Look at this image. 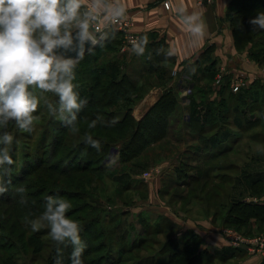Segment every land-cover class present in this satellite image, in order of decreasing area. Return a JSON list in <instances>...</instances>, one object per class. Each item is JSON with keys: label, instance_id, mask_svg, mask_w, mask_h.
Wrapping results in <instances>:
<instances>
[{"label": "rangeland", "instance_id": "1", "mask_svg": "<svg viewBox=\"0 0 264 264\" xmlns=\"http://www.w3.org/2000/svg\"><path fill=\"white\" fill-rule=\"evenodd\" d=\"M116 1L100 0L97 6L96 0H83L80 19L85 18V13L88 14L89 32L93 34V14L101 18L103 26L109 27L101 37H96L98 52L94 62L83 64L88 72L86 77H96L106 82L126 74L134 83L135 92L129 95L130 101L120 100L107 110L120 113L131 107L133 116L136 108L151 92L158 90L161 94L167 87H175L178 106L170 118L168 135L146 146L135 157L122 160L120 147L115 146V142H122L128 131L97 132L96 134L114 145L101 168L95 167L79 173H58L46 167L40 171H29L38 157L51 149L53 138H63L66 150L70 149L71 152L56 151L49 158L48 164L55 168L81 166L75 148L86 136L93 134L87 122L75 126L71 124L65 128L71 116L60 112L59 102H55L52 95L30 85V93L39 102L37 111L33 113L38 119L30 126L33 128L31 132L19 130L15 121H9L6 126L0 127V137L5 133L14 137L10 146L14 163L5 165L0 172L15 175V182H20L17 179L24 177L19 185L31 181L36 187L34 192L48 189L52 191L53 197L66 198L72 205L66 215L79 223L90 211L78 212L76 206H91L97 209L94 215L105 220L110 218L104 225V229L111 232L109 240H104V247L100 244L103 242L102 238L98 242H92L91 246L97 248L85 261L95 264H223L213 260L210 253L202 256L193 253V249H197L192 246L194 241L191 231L196 226L202 230L203 225H206L211 232L216 230L219 233L222 229L223 233L230 231L248 239L264 236V224L237 227L231 222H223L233 201L248 200L255 196L250 193V186L242 183L244 176L252 178L256 171H264V34L258 35L254 43H249L243 50H238L226 13L225 20L236 52L228 53L229 49H225V59L220 61L217 58V64L209 66L216 71L214 82L217 86L210 93L206 80L196 86L191 85L192 82L188 79L186 84L182 82L176 75L180 72L179 69L169 61L156 65L153 72L143 55H137L133 45L126 42L125 34L116 28L114 23L117 20L128 19L131 34L138 37L136 45L140 46L141 37L134 32L133 15L126 10L120 16L109 12L107 6L116 4ZM203 3L206 2L203 0ZM212 3L213 0L207 4ZM75 28L74 22L71 30ZM39 35L40 31L37 30L34 37L38 39ZM119 37L120 45L118 42L111 44L110 41L115 42ZM213 58L214 55L209 56V62ZM203 67L205 66L202 64V69ZM170 71L171 74L168 73ZM170 75L169 85L164 86ZM235 85H239L237 91L233 90ZM181 87L188 90H180ZM85 88V85L81 86V89ZM251 91L258 92L257 98L252 97ZM233 94L235 97H231ZM238 96L243 102L241 107L236 105ZM222 101L226 102L229 112L220 122L212 121L210 124L203 120L201 130L189 125L188 120L193 111L197 109L203 115L207 109L203 108V104L205 106L212 102V107L218 108ZM62 115L63 120L60 118ZM257 120L258 123L248 128ZM62 127L65 130L61 133L59 130ZM74 128L75 131L72 130ZM222 146L230 147V150L213 158ZM3 147L5 145L0 144V148ZM59 160L62 162L60 165ZM26 187L32 189L30 183ZM256 190L264 192V185H258ZM69 191L74 195L84 192L85 197L73 199ZM64 192L68 197L62 194ZM3 195L9 197L8 191ZM8 209L4 204L0 206V213L7 216L5 212ZM33 209L26 204H19L18 208L15 207V228L10 227L11 222H6L8 224L4 227L8 229L7 233L15 244L11 253L20 250L21 245L34 233H39L45 244L50 242V229L47 226L33 232L30 225L25 223L26 215L29 219H34L44 211L42 206L32 211ZM213 226L217 229L213 230ZM165 251L168 253H163ZM49 252L50 250L44 249L32 255V252L23 254L21 251L19 263L48 264ZM208 257H212L211 260Z\"/></svg>", "mask_w": 264, "mask_h": 264}, {"label": "trees", "instance_id": "2", "mask_svg": "<svg viewBox=\"0 0 264 264\" xmlns=\"http://www.w3.org/2000/svg\"><path fill=\"white\" fill-rule=\"evenodd\" d=\"M66 0H62V5ZM258 12H264V0H230L228 11H227V19L229 21L231 32L234 38L235 47L238 50H243L246 48L249 43H254L258 35L264 34V30H253L254 26L249 23L250 19L254 18ZM115 34L119 35V33L115 32ZM120 38L115 39L116 41H110L111 44L120 45ZM141 39L140 47H143V58H145L146 64L149 67L152 66V71L156 69V65L160 64L163 61H169L171 64L175 65L176 58L172 55L168 49L167 45L164 41H147V43L142 42ZM98 52V46H94L90 52L83 55L76 64L74 69L76 80L73 81L78 87L75 89L76 92L79 93L80 101H86L81 105L79 111L75 114L76 119L72 121V125L75 126L78 123L87 122L92 124L95 122V127H88L93 134L86 136V138L80 142L76 146L75 153L79 156V162L82 165H73L68 168H61L60 166H50L49 158L52 157L53 153L64 151L68 153L70 149L66 150L65 142L63 138H53V145L51 149H48L46 153H43L41 157L36 160V162L31 165L30 169L33 171H40L42 169L50 168L52 171H56L58 173H70V172H84L88 171L92 168H101L103 165V161L106 159L107 155L110 153L111 148L114 146L108 140L96 134L97 132H117L126 129L128 131V135L122 142H115V146L120 147V158L122 160L128 157H135L143 149L155 142L165 138L168 134L169 121L173 113L176 111L178 106V96L175 90V87H167L160 94L159 99L155 102L153 106L144 114V116L137 120L133 116V108H128L123 112L109 111L107 108L114 105L116 102L120 100L130 101V94L135 92L134 83L130 80V78L126 74H122L120 78H111L110 80L103 82L101 79H97L96 77H86L87 69L84 68L83 64L93 63L96 58V53ZM213 55V47H206L203 53L198 57V59L192 63L191 65L186 66L180 72H177L176 75L182 76L187 75L193 86L200 83L203 80L208 82L209 92H212L211 83H214L216 71L212 69L213 63L216 65L218 62L217 58H213L212 61L209 62V56ZM204 60V61H203ZM202 64L203 69H202ZM155 67V68H154ZM159 69V68H158ZM156 70L158 72L159 70ZM100 71H104L100 69ZM151 71V72H152ZM152 72V73H153ZM171 74V71L168 72ZM169 79L165 83L169 85L171 75L168 77ZM85 85V90L81 89V86ZM224 89V88H223ZM44 91V90H43ZM222 92V90H221ZM249 91H246V93ZM257 91H251L252 97L257 98ZM53 96L55 102H59V97L55 93L47 92ZM238 95V94H237ZM241 96V94H239ZM236 99V105H243L240 97ZM235 97V94L233 96ZM240 98V99H239ZM242 102V103H241ZM222 104H224L222 106ZM214 104L212 102H208V105L203 104V108L207 107L205 114L200 115L201 113L197 111L192 112L191 117L188 120L189 125L192 128L197 130H201L203 128L202 121L206 120V122H220L225 115L228 114V106L226 102H219V107H212ZM197 108V107H196ZM221 108V109H220ZM254 112V111H253ZM203 117V119H201ZM257 120L255 123H252L248 126L250 128L253 124L258 123ZM71 124H66L69 126ZM88 125V126H89ZM65 128H61L59 131L62 133ZM87 128V129H88ZM247 128V129H248ZM237 141V139L235 140ZM92 142H96L99 145V148L93 147ZM238 143V141H237ZM213 158L222 156L230 150V147H221ZM71 152V150H70ZM58 165L62 162L59 160ZM28 171V175L30 174ZM24 177L17 179V181L22 182ZM3 179L5 182V187H7L9 197H5L4 195H0V206L6 205L9 209L5 212L8 215H3L0 213V264H20L19 263V253L22 251L23 254H29L32 252V255L35 253H40L44 249L50 250L48 253V264H54V260L56 258V245L55 242L50 238V242L41 241V235L39 233L32 234L28 240L21 245L20 250H17L16 253H11V249L15 248L14 241H12V237L7 233L8 229L6 226L7 221L11 222L12 225L10 227L15 228V207L18 208L19 200L23 195L27 200L26 205L33 207L34 210L38 208V206L44 207L46 203L45 197L51 195V190H41L34 192V185L30 182H27L25 185H19L20 182H15V175L13 174H5L3 175ZM11 181V183H8ZM244 181L250 186V193L255 195H259L262 190H256L258 185H264V171H256L255 176L250 178L249 176H244ZM30 183L31 190L28 189L27 184ZM18 187H24V193H18L16 189ZM259 189V188H258ZM76 192V191H73ZM77 193V192H76ZM45 194V195H43ZM64 196L68 197V194L65 192L62 193ZM71 198L76 199L78 197H85L84 192L70 193ZM42 196V197H41ZM96 208V207H95ZM75 209L78 212L90 211L89 214L83 217V220H80L81 232L80 236L82 239V243L86 244V248L82 254V260L84 264H92L90 261H85V258H88L97 248V246H91L92 242H98L97 240L102 238L100 244L104 247V240H109L111 232L106 231L104 229V225L107 222V217L103 219L100 216L94 215L97 209H93L91 206L84 205L83 207L76 206ZM93 212V213H92ZM99 213V211H98ZM84 215V214H83ZM224 223L231 222L235 224L237 227L244 225H252V224H264V203L254 202V201H246L245 199H236L233 201L232 205L228 209V216L223 220ZM8 226V225H7ZM190 233V232H189ZM192 240L194 241L192 246H194L197 251L193 249V253L198 256H202L207 254L205 252H198L199 245L202 240L196 237L191 232ZM99 244V243H98ZM63 248V246H61ZM72 252V247L69 246L64 248L63 256L61 257L63 264H71L69 259L70 254ZM163 253H168L165 251ZM212 257H208V260H211ZM104 260V259H103ZM95 264V263H93ZM264 264V261H262Z\"/></svg>", "mask_w": 264, "mask_h": 264}, {"label": "clouds", "instance_id": "3", "mask_svg": "<svg viewBox=\"0 0 264 264\" xmlns=\"http://www.w3.org/2000/svg\"><path fill=\"white\" fill-rule=\"evenodd\" d=\"M99 2L96 0L97 6ZM82 3L83 0H66L63 5L62 0H0V127L15 121L19 130H33L30 126L38 119L33 113L37 111L39 102L30 93V85L59 97L60 112L71 116L67 123L71 124L76 119L75 112L86 103L80 101L79 93L75 91L78 85L73 82L76 80L74 69L78 60L54 55V49H69L74 39L81 48L86 41L95 43L89 32L88 14L85 13V18L80 19ZM123 13V8L113 11L115 16ZM202 15L194 13L186 21L190 31L201 37L207 27ZM74 22L77 29L75 35L71 31ZM249 23L254 26L253 30H264V12H258ZM37 30L40 31L38 39L34 37ZM142 42L147 43V37ZM133 50L137 55H142L144 51L135 43ZM79 55L82 56V52ZM60 118L63 120L64 116ZM89 127H95V122ZM13 139L9 133L0 137V144L5 145L0 148V169L14 163L10 155ZM92 146L99 148L96 142H92ZM3 175L0 172V195L8 190ZM16 191L24 193L25 188L18 187ZM45 200L44 211L34 219L26 215L25 223L30 225L33 232L45 226L50 229L49 235L56 245L54 264H63V250L69 246L72 247L69 257L71 264H84L82 254L86 244L82 243L80 236L81 225L66 215L72 207L70 201L52 195L45 197ZM19 203H27L23 195Z\"/></svg>", "mask_w": 264, "mask_h": 264}, {"label": "crops", "instance_id": "4", "mask_svg": "<svg viewBox=\"0 0 264 264\" xmlns=\"http://www.w3.org/2000/svg\"><path fill=\"white\" fill-rule=\"evenodd\" d=\"M169 1V8L164 5L163 0H117L116 4L112 3L107 7L109 12H113L114 9L118 8L129 11L135 21L134 32L141 39L147 37V41H164L168 51L175 56V67L179 71L194 63L206 47H213V55L215 58H220V61L225 59L223 56L225 49H229L228 53L236 52L225 20L230 0H213L212 4L203 3V0ZM194 13H202V19L207 25L202 37L194 35L186 22L187 17ZM179 79L185 84L187 79L190 80L187 75L179 76ZM191 85L193 84L191 83ZM211 86L212 89L217 87L215 82L211 83ZM186 87H181L180 90H188ZM159 97L160 92L158 90L147 95L141 105L136 108L134 117L137 120L142 118ZM242 183L246 184L244 180ZM259 195L245 200L264 203V192ZM203 226L202 230L196 226L193 229L194 231H191L202 240L198 252L210 253L213 260L223 264L229 262H236L235 264H262V261H264V254H252L247 250L244 251V248L232 246L222 229L218 233L215 230L217 227L213 226L215 232H211L206 225ZM206 236H208V239Z\"/></svg>", "mask_w": 264, "mask_h": 264}, {"label": "built area", "instance_id": "5", "mask_svg": "<svg viewBox=\"0 0 264 264\" xmlns=\"http://www.w3.org/2000/svg\"><path fill=\"white\" fill-rule=\"evenodd\" d=\"M163 2L167 8L170 7L169 0H163ZM204 2L211 3L212 0H204ZM91 18L93 20L92 21L93 24L91 28L93 34L91 33L90 34L92 35L93 40L95 42H98V39H96V37L97 36L101 37L105 33L106 29L109 27L103 26L101 23V18L97 16L96 14H93ZM114 24L119 31H122L125 34V40L128 44L133 45L134 43L136 44L138 42V37L131 34V29H130L131 23L128 19L117 20ZM238 88H239V85H235L233 87V90L237 91ZM224 234L225 236H227L232 246L241 248V249L244 248L252 254L254 253L264 254V236L253 238V239H248V238L239 236L237 234H234L230 231H224Z\"/></svg>", "mask_w": 264, "mask_h": 264}, {"label": "water", "instance_id": "6", "mask_svg": "<svg viewBox=\"0 0 264 264\" xmlns=\"http://www.w3.org/2000/svg\"><path fill=\"white\" fill-rule=\"evenodd\" d=\"M71 31L73 32V35H75L77 29L75 28ZM96 43L97 42L93 43L92 40L86 41L81 48L78 41L74 39L73 45L69 49H64V48L54 49V55L63 56L66 59L79 60L83 55L90 52L91 49L96 45ZM81 52H82V56L79 55Z\"/></svg>", "mask_w": 264, "mask_h": 264}]
</instances>
